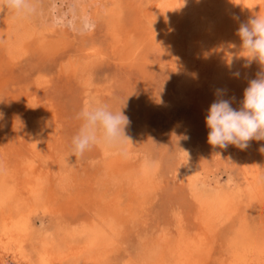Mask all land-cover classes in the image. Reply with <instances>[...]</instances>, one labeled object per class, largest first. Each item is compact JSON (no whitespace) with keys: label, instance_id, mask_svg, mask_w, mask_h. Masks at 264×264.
Wrapping results in <instances>:
<instances>
[{"label":"bare ground","instance_id":"obj_1","mask_svg":"<svg viewBox=\"0 0 264 264\" xmlns=\"http://www.w3.org/2000/svg\"><path fill=\"white\" fill-rule=\"evenodd\" d=\"M118 1L78 0L83 4L80 11L85 19L94 21L100 15L108 17L111 23L106 35L112 40L110 48L113 51L124 57L139 46L157 41L172 50L187 69L176 83L179 94H184L190 86L192 78L188 70L194 63L201 72L196 87L206 91L204 106L209 108L218 99L234 98L231 106L239 110L249 81L256 79L264 68L258 61L249 62L241 56L238 29L255 16H264V0H243L242 8L230 12L226 18V1L217 4V0H144V4L133 7L129 26L121 23ZM1 15L0 224L10 232V235L5 233L8 236L2 239L3 243L8 245L16 240L14 228H28L31 215L42 211L56 220L55 232L59 236L43 237L39 251L43 264H73L75 260L79 264H100L107 253L119 246L117 230H124L135 220L145 203L153 187L154 170L142 165L145 162L138 166L129 163L120 154L127 143L117 147L95 144L73 160L57 159L55 150L51 149L54 145L50 129L56 125V132L61 131L63 108L59 109L58 99L63 91L59 89L68 91L72 79L85 84L93 60L96 62L105 51L95 46L93 40L86 39L82 25L77 24L74 17L68 25L60 22L64 18L58 21L50 12V22H44L47 26L43 24L46 28L42 30L34 24L32 28L15 25ZM44 18L40 16V20ZM76 32L81 33V37L75 48L71 38ZM212 38L217 39L214 50H211ZM63 51H70V54L66 61L57 65L54 82L49 80L48 85L42 84L40 74L32 79L26 74L17 77L22 55L31 52L36 60L45 62L48 58L59 57ZM5 106L10 112L14 108L19 110L21 122L15 129L10 124L13 116L5 120L1 113ZM82 123L79 122V130ZM19 126L20 129H16ZM261 148H264V140L255 139L249 141L245 149L234 145L216 148L218 159H229L241 169L246 181V196L259 202L264 196V152ZM191 154L187 155L190 159ZM78 158H87L90 165L78 169L75 164ZM187 188L192 197L190 210L193 215L179 217L177 225L174 222L175 235L165 230L151 245L147 242L145 255L151 264H206L208 257L202 254V246L208 230L224 220L226 211L232 214L236 211V208L229 209L233 197L230 193L216 189L198 191L200 188L195 184ZM239 220L240 236L226 242L228 264H264V234L254 236L248 231L243 215ZM63 226L68 228L59 231ZM191 233L196 239L200 238L198 246Z\"/></svg>","mask_w":264,"mask_h":264},{"label":"rangeland","instance_id":"obj_2","mask_svg":"<svg viewBox=\"0 0 264 264\" xmlns=\"http://www.w3.org/2000/svg\"><path fill=\"white\" fill-rule=\"evenodd\" d=\"M221 1H226L227 14L224 18L243 6V0H217L216 3L221 4ZM252 1L254 0H249ZM27 3L29 10L19 14L0 4V15L4 14L1 16L10 19L15 25L32 28L34 24L36 28L42 30L50 22L48 18L50 12L58 21L64 18L65 21L63 19L60 22L68 25L74 17L77 24L82 25V34L86 39L93 40L95 46L102 47L103 52L105 51L96 62L93 60L88 74L89 79L85 84L72 79L68 84L70 85L68 91L64 88L59 89L63 91L58 99L61 105L59 109L63 108L61 131L56 132V125L50 129L54 145L51 149L55 150L57 159L63 162L74 158L72 138L79 132V122L82 121L77 118L78 113L86 105H107L113 112L121 110L129 120V124L124 129L126 138L123 143H127L123 148L125 154L124 152L120 154L135 166L145 162L142 165H149L148 167L154 170L153 187L145 203L137 212L135 220L128 223L124 230H117L119 246L116 250L107 253L100 264H151L152 262L150 263L145 255L147 242L151 245L165 230L175 235V225L179 221L177 219L183 216L189 218L193 215V211L190 210L191 193L187 192L189 184H195L200 188H197L198 191L216 189L219 192L230 193L233 197L229 209L236 208L234 215L226 211L222 218L224 220L208 230V237L204 243L206 246H202V254L208 257L206 264H228V252L225 249L228 245L227 240L240 236L241 215L245 219L248 231L254 236L264 234V196L261 202L248 198L244 192L246 181L242 178L241 169L237 165H232L229 159H218L217 147L207 142L209 129L206 127L205 117L208 108L204 106L206 91L199 86L196 87L201 73L199 66L196 67L193 63L189 67L188 76L192 81L184 94H179L176 83L187 69L172 50L169 51L159 42L153 41L142 47L139 46L131 51L132 55L130 52L123 57L110 48L112 40L106 35V31L111 22L107 16L100 15L95 17L94 21L85 19L80 11L83 4L78 0H27ZM118 3L121 23L129 26L133 7L145 2L119 0ZM40 16L44 19L40 20ZM34 20H38V23H34ZM80 34L76 32L71 38L75 48L79 45ZM211 40V50H214L217 39ZM69 54L70 51H63L59 57L56 56L52 60L48 58L45 62L36 60L31 52L22 55L17 77L21 78L22 74H26L32 79L40 74L42 84L48 85L47 82L53 81L52 79L57 75V65L63 60L66 61ZM127 56L128 58H125ZM200 56L201 54L199 58ZM10 110L5 106L1 113L4 114L5 120H11L10 117L13 116L10 124L15 129L21 122L19 110L18 108L12 109L13 112ZM16 129H20V126ZM188 153H192V159L187 157ZM78 160L75 163L78 169L90 165V160L87 158H78ZM189 163L190 166L187 165ZM262 180L264 191V172ZM174 222L175 225L172 227ZM29 223L30 228L20 229L19 226L14 228V234L21 239L11 240L8 245L3 243V240L10 235V232L0 224V264H43L39 255L41 241L43 237L49 239L59 237L55 232L56 220L38 211L31 215ZM65 227L63 226L59 231H65L68 228ZM5 233L9 234L6 236ZM191 238L196 239L192 233ZM199 239H196V246L200 243ZM73 264L79 263L75 260Z\"/></svg>","mask_w":264,"mask_h":264},{"label":"clouds","instance_id":"obj_3","mask_svg":"<svg viewBox=\"0 0 264 264\" xmlns=\"http://www.w3.org/2000/svg\"><path fill=\"white\" fill-rule=\"evenodd\" d=\"M0 4L17 13L29 10L27 0H0ZM238 35L242 41L241 56L249 62L258 61L264 68V16L257 15L242 23ZM232 99H218L207 109V142L221 149L229 145L245 149L253 139L264 140V71L249 81L239 110L231 106ZM77 118L83 123L72 138L74 156H82L95 144L120 146L126 138L124 129L129 120L121 110L113 112L107 105H86ZM261 151L264 152V148Z\"/></svg>","mask_w":264,"mask_h":264}]
</instances>
